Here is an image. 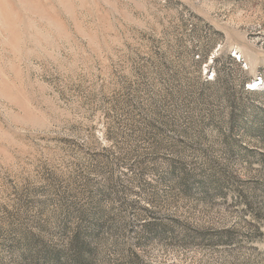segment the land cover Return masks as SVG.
Returning a JSON list of instances; mask_svg holds the SVG:
<instances>
[{
    "label": "rangeland",
    "instance_id": "obj_1",
    "mask_svg": "<svg viewBox=\"0 0 264 264\" xmlns=\"http://www.w3.org/2000/svg\"><path fill=\"white\" fill-rule=\"evenodd\" d=\"M262 73L264 0H0V264H264Z\"/></svg>",
    "mask_w": 264,
    "mask_h": 264
},
{
    "label": "built area",
    "instance_id": "obj_2",
    "mask_svg": "<svg viewBox=\"0 0 264 264\" xmlns=\"http://www.w3.org/2000/svg\"><path fill=\"white\" fill-rule=\"evenodd\" d=\"M263 74L264 73H262L260 76H258V79L257 80H254V81H252L251 83L250 82H248L247 84H246V86L248 87V89H251V90H255L254 88H253V85L255 84V83H257L258 85H261L262 83H263Z\"/></svg>",
    "mask_w": 264,
    "mask_h": 264
},
{
    "label": "bare ground",
    "instance_id": "obj_3",
    "mask_svg": "<svg viewBox=\"0 0 264 264\" xmlns=\"http://www.w3.org/2000/svg\"><path fill=\"white\" fill-rule=\"evenodd\" d=\"M257 80V79H256ZM253 83V82H252ZM259 87V85L257 84V83H255L254 85H253V88L254 89H257Z\"/></svg>",
    "mask_w": 264,
    "mask_h": 264
}]
</instances>
